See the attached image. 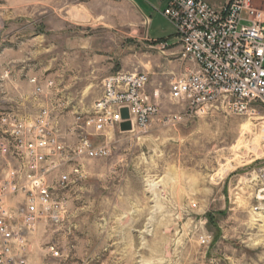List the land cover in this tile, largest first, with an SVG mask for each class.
Masks as SVG:
<instances>
[{"label": "rangeland", "instance_id": "obj_1", "mask_svg": "<svg viewBox=\"0 0 264 264\" xmlns=\"http://www.w3.org/2000/svg\"><path fill=\"white\" fill-rule=\"evenodd\" d=\"M148 14L150 23L131 0H0V112L22 110L31 120L47 108L73 143L102 81L119 71L147 73L159 104L146 129L97 138L111 144L110 155L85 161V177L66 189L61 222L38 224L31 264H264V217L253 210L264 105L188 116L169 87L190 66L176 55L171 23ZM33 77L43 91L18 107L16 92ZM175 113L182 119L168 122Z\"/></svg>", "mask_w": 264, "mask_h": 264}, {"label": "built area", "instance_id": "obj_2", "mask_svg": "<svg viewBox=\"0 0 264 264\" xmlns=\"http://www.w3.org/2000/svg\"><path fill=\"white\" fill-rule=\"evenodd\" d=\"M157 2L156 9L174 28L177 57L190 66L171 81V100L188 116L210 109L249 114L256 104L264 105V8L253 0H225L219 6L206 0ZM30 82L35 94L43 91L36 77ZM148 82V74L137 71L106 77L91 113L72 128L78 137L73 143L60 137L47 108L31 120L11 110L0 112V264H31L29 239L38 224L61 222L66 189L85 177V161L110 155L111 144L99 136L127 132L119 127L125 120L131 132L150 125L159 104L156 92L148 93ZM122 108L128 119H122ZM182 117L175 113L167 121ZM254 199L253 210L264 217V164L257 170ZM50 251L57 253L53 246Z\"/></svg>", "mask_w": 264, "mask_h": 264}, {"label": "crops", "instance_id": "obj_3", "mask_svg": "<svg viewBox=\"0 0 264 264\" xmlns=\"http://www.w3.org/2000/svg\"><path fill=\"white\" fill-rule=\"evenodd\" d=\"M139 9L140 11L143 13V15L147 16L149 23H150V16L148 14L149 11H152V9L154 11H157V6H158V2L157 0H140L141 4L137 3L134 0H131ZM225 0L222 2L224 3ZM221 3V4H222ZM219 4V5H221ZM143 5V6H142ZM218 5V6H219ZM34 85L33 84H28V85H23L17 92V102H18V107H27L29 105H32L33 99H34ZM17 114H19L22 117H25V113L22 110H18L15 111L14 109H9Z\"/></svg>", "mask_w": 264, "mask_h": 264}, {"label": "water", "instance_id": "obj_4", "mask_svg": "<svg viewBox=\"0 0 264 264\" xmlns=\"http://www.w3.org/2000/svg\"><path fill=\"white\" fill-rule=\"evenodd\" d=\"M122 119H128V110L126 108H122L120 110ZM121 131H129L131 130V123L129 120H125L119 125Z\"/></svg>", "mask_w": 264, "mask_h": 264}, {"label": "bare ground", "instance_id": "obj_5", "mask_svg": "<svg viewBox=\"0 0 264 264\" xmlns=\"http://www.w3.org/2000/svg\"><path fill=\"white\" fill-rule=\"evenodd\" d=\"M247 123H248V122H247ZM242 127H243V126H242ZM245 127H248V125H247V126L245 125ZM245 127L243 128V130H244V129L246 130ZM242 134H244V132H242ZM262 138L264 139V136H262ZM257 148H258V146H257V145H254V146H252V148L250 149V151H251L252 153H253V152H254V153H257V152H256ZM249 153H250V152H249ZM257 154H258V153H257ZM244 156H245V155H244ZM242 158L245 159L244 157H242ZM247 158H248V157H247ZM237 163H238V162H237Z\"/></svg>", "mask_w": 264, "mask_h": 264}]
</instances>
